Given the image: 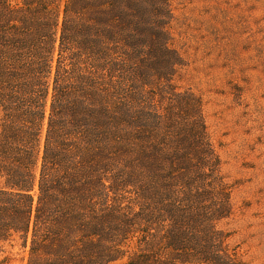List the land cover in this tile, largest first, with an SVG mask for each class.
Here are the masks:
<instances>
[{
	"label": "trees",
	"instance_id": "obj_1",
	"mask_svg": "<svg viewBox=\"0 0 264 264\" xmlns=\"http://www.w3.org/2000/svg\"><path fill=\"white\" fill-rule=\"evenodd\" d=\"M171 14L0 0V241L25 264H238L200 100L170 83Z\"/></svg>",
	"mask_w": 264,
	"mask_h": 264
},
{
	"label": "rangeland",
	"instance_id": "obj_2",
	"mask_svg": "<svg viewBox=\"0 0 264 264\" xmlns=\"http://www.w3.org/2000/svg\"><path fill=\"white\" fill-rule=\"evenodd\" d=\"M167 1L181 59L170 83L200 100L228 200L215 227L238 264H264V0ZM25 261L16 240L0 241V264Z\"/></svg>",
	"mask_w": 264,
	"mask_h": 264
}]
</instances>
